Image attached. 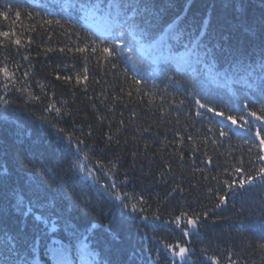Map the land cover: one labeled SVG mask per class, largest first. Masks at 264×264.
<instances>
[{
	"label": "trees",
	"instance_id": "trees-1",
	"mask_svg": "<svg viewBox=\"0 0 264 264\" xmlns=\"http://www.w3.org/2000/svg\"><path fill=\"white\" fill-rule=\"evenodd\" d=\"M5 31L0 264L37 239L42 264L51 239L64 264H264V0H0Z\"/></svg>",
	"mask_w": 264,
	"mask_h": 264
},
{
	"label": "snow or ice",
	"instance_id": "snow-or-ice-1",
	"mask_svg": "<svg viewBox=\"0 0 264 264\" xmlns=\"http://www.w3.org/2000/svg\"><path fill=\"white\" fill-rule=\"evenodd\" d=\"M72 7H76V5H72ZM85 7H89V6H86V5H80V8L83 9ZM91 8H99L100 6L99 5H91L90 6ZM109 9H114L115 10V13L116 15H119V9H120V5H109L108 6ZM111 14V12L109 13ZM16 16L17 18H19L20 16V13L17 12L16 13ZM49 23H51V21H49ZM204 30L205 29H202L201 30V35H203L204 33ZM0 36L2 37H7L9 36V33L8 32H0ZM178 38V37H177ZM13 43L15 44H19L20 41L19 40H15L13 41ZM190 44V47L188 44L185 45V48L187 50V52L189 53H194L196 51V49L198 47H200V39L199 38H196V39H193L189 42ZM92 48V52L95 53L97 51V45L93 44L91 46ZM52 49H49V51H51ZM78 51L80 52H84L85 49L84 48H79ZM100 51L104 54V58L107 59L108 57H111L114 53H115V49H113L112 51H109V48L108 47H103L100 49ZM171 50L169 49V52ZM165 55H168V53H165ZM169 58H172V59H177V62H179V58L177 57H173V56H169ZM25 59L27 60L28 58L25 57ZM113 67H115V65H113ZM0 72L4 73L5 75H7V69H0ZM25 75H27V73H25ZM59 78V77H58ZM65 79H67L65 77ZM137 84H139L140 82L139 81H136ZM189 95H191V93H189ZM35 99V98H34ZM197 104L200 105L201 108H204L205 105L204 104H201L200 101H197ZM211 110V109H210ZM57 113L59 114L60 110L59 109H56ZM217 115H219V113H217ZM228 119H231L232 120V123L233 124H236V120L235 119H232L231 117H228ZM257 119H259V117H257ZM61 131H63L61 129ZM261 144L264 145V140L261 141ZM260 159H264V157H260ZM75 166V165H74ZM113 168H115V165L112 166ZM237 171H239V169H237ZM261 178H264V169H261ZM254 178L249 176V177H246V180L248 182H252ZM244 182L245 181H241V186L244 185ZM115 199L116 200H120L121 199V196L120 195H116L115 196ZM221 200H223V197H221ZM24 204V201H23V198H18L17 199V205L18 207L19 206H22ZM218 206V205H217ZM137 206L136 204H132V208L135 209ZM32 212V208L31 207H28L27 208V211H25L24 215L27 216L29 215V213ZM35 219L37 221L41 220V216L37 215L35 217ZM177 220H179V217L176 218ZM187 224L189 226H193L195 224V221L192 220L191 218H189L187 220ZM56 227L55 225H53L52 227H50L48 229V232L49 233H54L56 231ZM187 234V233H185ZM86 247V246H85ZM31 251L33 253V259L27 261V264H42V261L40 260L39 258V239L36 240V242L31 246ZM45 255L47 256V258L52 262V264H64V255H65V250H64V246L63 244L61 243V241L57 240V239H51L50 242L47 244V246L45 247ZM185 252V248L181 247L179 249V252L176 253L177 256H180L182 255L183 253Z\"/></svg>",
	"mask_w": 264,
	"mask_h": 264
},
{
	"label": "rangeland",
	"instance_id": "rangeland-1",
	"mask_svg": "<svg viewBox=\"0 0 264 264\" xmlns=\"http://www.w3.org/2000/svg\"><path fill=\"white\" fill-rule=\"evenodd\" d=\"M230 124H231L232 128L238 130V132L243 133V132L246 131V127H243V126L240 125V124L236 125V124H233L232 122H230ZM183 248H184V247H183ZM176 253H177V252H176ZM176 253H175V255H173V256H174L178 261H184V260L187 258L186 250H185V252H184L182 255H180V256H177ZM187 259H189V257H188ZM187 259H186V260H187Z\"/></svg>",
	"mask_w": 264,
	"mask_h": 264
}]
</instances>
